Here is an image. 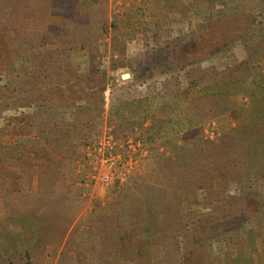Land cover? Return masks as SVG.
<instances>
[{
	"label": "trees",
	"instance_id": "trees-1",
	"mask_svg": "<svg viewBox=\"0 0 264 264\" xmlns=\"http://www.w3.org/2000/svg\"><path fill=\"white\" fill-rule=\"evenodd\" d=\"M206 1L214 7L223 0ZM183 2L171 3L169 10L182 11ZM259 3L264 10V0ZM253 4L254 0H245L232 17H225L239 31L229 29L228 18L222 16L198 24L204 30L199 38H205L208 30L215 33L207 40L208 54L230 50L241 24L249 22L253 31ZM167 11L148 22L139 5L109 21L99 0H0V76L6 80L0 84V107L52 100L56 106H75L78 117L72 122L58 119L56 113L37 111L15 120L36 130L37 135L27 140L33 145L41 185L51 180L57 183L54 174L69 168L79 145L97 141L94 129L104 118L115 139H126L148 123L149 139L156 137L169 152L155 157L153 178L133 183L136 178L130 174L120 190L135 186L131 205L115 208L110 219H102L99 232L112 238L110 251L119 257L110 264L122 263V257L137 261L132 264H153L148 254L156 243L172 248L173 257L166 264H209L206 244L212 238L234 244L235 249L226 252L228 264H255L246 246L255 251L257 233L245 229V223L257 196L247 190L235 196L227 190L231 182L242 187L253 174L264 175V33L256 29L244 34L245 59L222 69L202 68L198 54L204 49L197 37H170ZM51 15H58L60 22L50 23ZM136 32L143 35V49L127 65L139 73L115 82L105 108L102 91L108 80L100 76L92 83L80 75L71 53L87 49L94 70L101 60L99 40L111 34L115 68L123 60L127 40ZM20 56L28 62L23 72L16 64ZM175 61L185 70L186 83L180 74L171 72ZM155 70L161 76L159 82L154 79ZM233 95L242 98L236 100ZM212 119L217 120V127H223L225 120L230 123L217 143L200 130ZM47 125L53 127L48 130ZM199 188L206 189L205 201L216 215H197L193 227L181 203L195 202ZM40 208L31 210V236L19 237L14 244L0 240V264H34L32 252L45 245L52 226L48 211ZM259 210L264 213V204Z\"/></svg>",
	"mask_w": 264,
	"mask_h": 264
},
{
	"label": "rangeland",
	"instance_id": "rangeland-1",
	"mask_svg": "<svg viewBox=\"0 0 264 264\" xmlns=\"http://www.w3.org/2000/svg\"><path fill=\"white\" fill-rule=\"evenodd\" d=\"M99 1H101L102 6H105L109 21L123 12L135 10L139 5L147 14L146 20L148 22L158 17L154 15H163V11L168 10L170 37L185 36L186 38L195 35L197 37L195 38L196 42L200 44V48L204 49L198 54L202 68L222 69L245 59L247 55L243 45V36L256 29L257 32L262 31L264 33V10L259 0H254L252 10L256 16V22L252 24L253 31H250L249 22L241 24V33L237 37L235 36L231 49L210 55L208 54L207 40L211 34L215 33L208 30L205 32V38L203 36L199 38L198 35L204 30L198 24H202L203 21L211 17L214 19L219 16L222 18L232 17L233 13L236 12L235 9L243 7L245 0H223L216 3L214 7H211L210 2L206 0L198 2L182 0L184 1L182 11L169 10V5L171 3L174 5L178 0H169L170 3L167 0ZM230 17H227L229 20L227 27L239 31V26L233 25ZM48 18L50 23L60 22L58 15H51ZM206 24L207 21L204 22V25ZM111 41V34L99 40L98 47L101 60H97L98 63L94 65V70H91L93 67L91 68L89 63V51L87 49H77L71 53L72 63L80 75H86L92 83H97L100 76L108 80L106 89L102 91L105 97V108L108 107L111 87L115 82L127 81L139 73L137 68L127 64H131L143 49V35L141 32H136L132 39L127 40L125 53L121 57L123 58L121 64L114 68ZM16 64L23 72L28 66L26 57H16ZM132 70H135L136 73L131 74ZM172 71L180 74L182 82L186 83L185 70L179 61L172 64ZM127 75L129 76L127 77ZM154 79L157 82L161 79L158 70L154 71ZM5 81V76H0V84L3 85ZM232 98L241 100L242 95H233ZM79 102L86 104L87 100L81 99ZM0 108V144L2 147L0 149V240L4 243L7 242V244H14L19 237H25L26 234L31 236L32 220L30 218L34 213L31 210L41 206V212L48 211L47 218L52 226L45 245L32 252L34 264H110V261L118 260L117 253L110 251L109 243H112V238L102 237L99 227L103 218L110 219L112 217L113 214L111 213L115 208L123 210L125 206L131 205L128 202L130 198H134L131 188L135 186L132 185L129 190H120L124 181H115L111 184L96 182L92 175L95 168H97V173L101 171V166L99 163L94 166L87 157V147L93 144L79 145L74 161L67 166L69 168H60L61 170L54 174L52 179H56L57 183L51 180L41 185L39 167L31 150L33 145L27 140H31L37 135L36 130L26 126L23 122L15 121L17 117L37 111V113L41 112L45 115L56 113L58 119L72 122L78 117L75 106H56L52 100L46 104L33 101L30 104ZM79 116L81 119V115ZM214 123L217 125V120H208L200 130L206 139L217 143L225 130L229 129L230 123L225 120L223 127H217ZM147 125L148 123L137 129L135 133L130 134L126 139H115L118 143L126 145L125 147L118 145L116 150L122 155L134 152L133 154L137 159V164L131 173L132 177L136 178V180L133 179V183L145 182L153 178L155 157L158 153L166 151L163 145L158 144L156 137L149 139L151 130L148 129ZM46 127L49 130L53 126L47 125ZM94 130H96L94 137H97L98 140L106 132H110L111 127L108 126L106 118H104ZM87 133L89 132L87 131ZM21 137L24 141L21 140ZM131 139L139 144L135 151H130V148L127 147V142ZM165 153L168 155L169 152L166 151ZM216 185H219L218 180ZM242 185L240 187L235 182H231L227 192L230 195L238 196L243 193V190H247L248 193L257 196V199L253 198L252 200L255 204H251L252 213L245 223V229L253 228L257 233L254 239L256 249L251 252L249 246H246V250L253 257L255 264H264V213L259 210L260 205L264 204V175L253 174ZM240 188L242 189L239 191ZM206 194V189L199 188L196 191L195 202L183 200L181 203V210L189 214V221L193 227L195 224L193 220L198 217L197 215H216L212 205L205 201ZM122 213L124 216L127 214L125 211ZM201 234L205 235V232L202 231ZM227 242L213 238L207 242L209 264H228L225 259V257L227 258L226 252L230 249L234 250L235 247L233 243ZM258 243L260 245H257ZM184 244L183 242L181 245ZM148 256H150L153 264H166L173 257L172 248L162 243H156ZM120 261L126 264L137 262L124 257Z\"/></svg>",
	"mask_w": 264,
	"mask_h": 264
},
{
	"label": "built area",
	"instance_id": "built-area-1",
	"mask_svg": "<svg viewBox=\"0 0 264 264\" xmlns=\"http://www.w3.org/2000/svg\"><path fill=\"white\" fill-rule=\"evenodd\" d=\"M128 146L131 150H136L139 146L134 140H128ZM126 146L123 143H118L113 134L106 132L92 146L87 147V157L94 166L97 163L101 166V171L97 173V168L92 175L97 182L101 181L104 184H111L115 181H125L132 173L137 164V159L134 152L122 155L116 147Z\"/></svg>",
	"mask_w": 264,
	"mask_h": 264
},
{
	"label": "water",
	"instance_id": "water-1",
	"mask_svg": "<svg viewBox=\"0 0 264 264\" xmlns=\"http://www.w3.org/2000/svg\"><path fill=\"white\" fill-rule=\"evenodd\" d=\"M136 73V71L135 70H132V73L131 74H135ZM129 75H127V77H128Z\"/></svg>",
	"mask_w": 264,
	"mask_h": 264
},
{
	"label": "crops",
	"instance_id": "crops-1",
	"mask_svg": "<svg viewBox=\"0 0 264 264\" xmlns=\"http://www.w3.org/2000/svg\"><path fill=\"white\" fill-rule=\"evenodd\" d=\"M257 245H260L259 243Z\"/></svg>",
	"mask_w": 264,
	"mask_h": 264
}]
</instances>
